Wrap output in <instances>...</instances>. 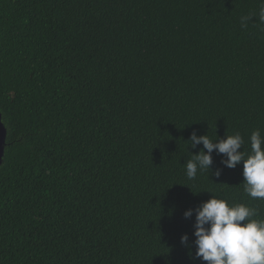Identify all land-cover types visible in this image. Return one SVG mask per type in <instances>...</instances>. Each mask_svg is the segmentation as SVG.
<instances>
[{"label":"trees","instance_id":"obj_1","mask_svg":"<svg viewBox=\"0 0 264 264\" xmlns=\"http://www.w3.org/2000/svg\"><path fill=\"white\" fill-rule=\"evenodd\" d=\"M259 8L0 0V264H207L195 255L199 205L215 195L264 220L243 161L228 168L214 150L212 170L186 176L203 148L193 131L239 133L249 153L252 132L264 136Z\"/></svg>","mask_w":264,"mask_h":264},{"label":"clouds","instance_id":"obj_2","mask_svg":"<svg viewBox=\"0 0 264 264\" xmlns=\"http://www.w3.org/2000/svg\"><path fill=\"white\" fill-rule=\"evenodd\" d=\"M250 19L252 16L242 17L241 26L246 27ZM258 20L264 24V0H260ZM188 141L192 148L203 145L198 154L186 161L188 179H195L198 171L212 170L215 150L226 157L222 163L228 168H235L243 161L244 192L252 199L264 200V136L259 129L250 136V153L238 151L244 145L239 133L214 142L207 134L193 131ZM214 174L220 176L222 169H215ZM195 213L196 257L207 264H264V220L253 219L257 214L255 209L243 203L230 205L213 195ZM184 215L191 217L193 210L185 211ZM181 241L187 243L188 235L182 236Z\"/></svg>","mask_w":264,"mask_h":264},{"label":"water","instance_id":"obj_3","mask_svg":"<svg viewBox=\"0 0 264 264\" xmlns=\"http://www.w3.org/2000/svg\"><path fill=\"white\" fill-rule=\"evenodd\" d=\"M7 139V128L2 121V114L0 113V164L3 162V157L5 154Z\"/></svg>","mask_w":264,"mask_h":264}]
</instances>
